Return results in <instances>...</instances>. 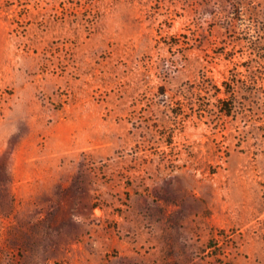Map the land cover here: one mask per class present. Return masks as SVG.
<instances>
[{"label": "rangeland", "instance_id": "374dc122", "mask_svg": "<svg viewBox=\"0 0 264 264\" xmlns=\"http://www.w3.org/2000/svg\"><path fill=\"white\" fill-rule=\"evenodd\" d=\"M0 264H264V0H0Z\"/></svg>", "mask_w": 264, "mask_h": 264}, {"label": "trees", "instance_id": "16d2710c", "mask_svg": "<svg viewBox=\"0 0 264 264\" xmlns=\"http://www.w3.org/2000/svg\"><path fill=\"white\" fill-rule=\"evenodd\" d=\"M220 112L226 116H231L233 113L232 109H228L225 107V101H222V105L220 106Z\"/></svg>", "mask_w": 264, "mask_h": 264}]
</instances>
